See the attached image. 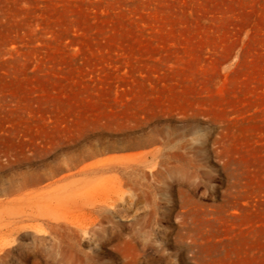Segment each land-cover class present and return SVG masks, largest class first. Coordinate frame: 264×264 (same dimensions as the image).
I'll use <instances>...</instances> for the list:
<instances>
[{
    "label": "rangeland",
    "instance_id": "obj_1",
    "mask_svg": "<svg viewBox=\"0 0 264 264\" xmlns=\"http://www.w3.org/2000/svg\"><path fill=\"white\" fill-rule=\"evenodd\" d=\"M0 264H264V0H0Z\"/></svg>",
    "mask_w": 264,
    "mask_h": 264
},
{
    "label": "bare ground",
    "instance_id": "obj_2",
    "mask_svg": "<svg viewBox=\"0 0 264 264\" xmlns=\"http://www.w3.org/2000/svg\"><path fill=\"white\" fill-rule=\"evenodd\" d=\"M98 212V211H97Z\"/></svg>",
    "mask_w": 264,
    "mask_h": 264
}]
</instances>
